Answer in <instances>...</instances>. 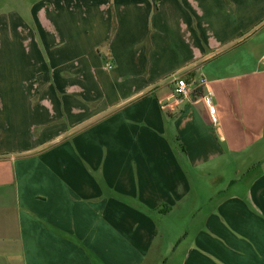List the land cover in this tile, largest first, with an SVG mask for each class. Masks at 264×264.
Returning <instances> with one entry per match:
<instances>
[{
  "label": "crops",
  "instance_id": "obj_1",
  "mask_svg": "<svg viewBox=\"0 0 264 264\" xmlns=\"http://www.w3.org/2000/svg\"><path fill=\"white\" fill-rule=\"evenodd\" d=\"M198 196L170 264H264V0H0V264H168Z\"/></svg>",
  "mask_w": 264,
  "mask_h": 264
},
{
  "label": "rangeland",
  "instance_id": "obj_2",
  "mask_svg": "<svg viewBox=\"0 0 264 264\" xmlns=\"http://www.w3.org/2000/svg\"><path fill=\"white\" fill-rule=\"evenodd\" d=\"M116 28V18L115 15H113L111 34L115 33ZM225 55L226 53L208 55L206 60L213 59L219 62L229 61L233 56L232 54H228V56ZM204 186V184H201V189L198 190L200 192V195L202 196H204L209 191V189L205 190V188H203ZM199 197L200 196L196 197L195 201L194 197H191L184 208L176 210L174 213L158 216V251L159 253H163L169 260L168 264L171 263L173 249L177 246L178 242L183 239L185 233L188 232L189 234H192L193 223L197 224L201 221V218L203 216L202 211L205 209V205L203 203L205 201V198Z\"/></svg>",
  "mask_w": 264,
  "mask_h": 264
},
{
  "label": "built area",
  "instance_id": "obj_3",
  "mask_svg": "<svg viewBox=\"0 0 264 264\" xmlns=\"http://www.w3.org/2000/svg\"><path fill=\"white\" fill-rule=\"evenodd\" d=\"M174 93L181 98H188L190 96L191 91L189 85L184 79H176ZM206 105L208 106L210 112L213 115L214 122H216V117L214 116L215 106L210 95L206 98Z\"/></svg>",
  "mask_w": 264,
  "mask_h": 264
},
{
  "label": "trees",
  "instance_id": "obj_4",
  "mask_svg": "<svg viewBox=\"0 0 264 264\" xmlns=\"http://www.w3.org/2000/svg\"><path fill=\"white\" fill-rule=\"evenodd\" d=\"M114 30H115V26H114ZM147 48H148V50H149V43H148V41H147Z\"/></svg>",
  "mask_w": 264,
  "mask_h": 264
}]
</instances>
